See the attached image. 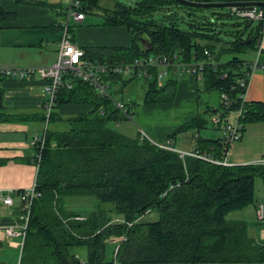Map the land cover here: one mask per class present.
<instances>
[{"label":"trees","instance_id":"16d2710c","mask_svg":"<svg viewBox=\"0 0 264 264\" xmlns=\"http://www.w3.org/2000/svg\"><path fill=\"white\" fill-rule=\"evenodd\" d=\"M81 1L87 9L85 12L100 7L99 0ZM181 7L188 10L187 29L179 28L172 19L177 13L171 10ZM195 9L199 8L174 0H133L129 5L115 1L114 7L103 10V25L127 28L132 35V46L99 47L107 57L98 58L90 57L84 47L85 56L91 60L127 63L140 57L179 52L191 61L196 54L204 58L202 52L207 49L212 54L208 61L214 63L208 62L201 74L205 88L216 89L220 95L226 93L229 97L226 110L220 101L217 108H209L208 112L211 116L221 115L222 123L216 124L221 130L230 111L242 107L238 121L243 131L254 118L264 119V102L244 101L242 94L246 89L239 77L245 78L249 66L237 55L252 51L261 39L262 24L244 21L245 27L236 33L214 32L210 27L211 32L208 26L212 22L208 17L196 16ZM163 10L169 12L167 21L155 16ZM226 16L234 17L231 12L219 13L221 19ZM12 17L0 4V30ZM235 26L240 24L237 22ZM140 32L153 41L152 50L140 44ZM223 33L231 39L222 37ZM226 54L232 58L224 59ZM152 71L154 75L144 90V100L151 103L170 98L175 86L174 69L169 68L162 87L156 82L158 70ZM4 79L5 75L0 74V83ZM70 79L72 87H61L48 121L44 107L31 113L8 110L2 102L0 87V121L34 120L41 126L40 136L45 142L35 178L41 196L31 209L20 264H77L82 256L76 250L78 246L85 248L88 264L103 263L109 261L104 252L106 240L119 239L122 234L126 240L117 245L119 262L264 264L263 240L251 234L248 220L234 216L235 211L247 205H254L257 210L258 202H263L256 198L254 185L257 176L264 181V165L221 164L191 153L181 156L176 149L154 143L141 132L130 134L113 127L111 124L132 118L117 106L116 99L104 96L87 81L72 76ZM72 102H91L94 106L87 113L70 116L58 112L61 104ZM122 104L125 111L133 113V101ZM210 120L199 113L172 131L169 138L190 129L195 140L190 151L222 161L230 146L225 145L223 136L206 138L200 134V130L209 127ZM76 195L95 197L87 216L67 207V198ZM150 211L157 214L154 219L146 217ZM114 215L122 217L117 220Z\"/></svg>","mask_w":264,"mask_h":264},{"label":"crops","instance_id":"0c3cea01","mask_svg":"<svg viewBox=\"0 0 264 264\" xmlns=\"http://www.w3.org/2000/svg\"><path fill=\"white\" fill-rule=\"evenodd\" d=\"M23 1L27 2L0 0L4 10L13 15L9 21L4 23L0 30V69L2 67L8 69H14L15 67L29 68V66L39 67L47 64L51 65L56 61V52H58L59 48L58 42L63 36L61 24L64 22L66 6L57 0L54 2L53 0ZM85 13H92V11ZM86 19L87 17H85L83 23ZM81 24H73L71 26L72 41L79 47L87 48L90 57H107L105 52L98 50L100 49L99 47L126 48L133 44L132 42L126 47L117 46V43L112 46L92 44L87 39L90 30L84 27L79 29V38L76 39L73 27ZM104 27L106 26L104 25ZM107 27L110 28V32L117 34H123V31L127 29L116 25ZM76 40L79 42H76ZM130 40L132 41L131 36ZM237 56L246 64L256 60L258 65H264V32L261 33V39L253 46L251 52L246 54L238 53ZM151 57H154V55ZM230 58H232L231 55H224V59L230 60ZM155 69L158 70L159 68ZM151 72L153 73V71ZM124 76L126 77L125 74L118 75L116 73L109 77L111 81L114 80L120 84ZM166 76L168 74H164L159 78L157 76L156 82L160 87L165 85ZM172 77L175 86L170 98L147 103L143 95L142 101L135 102L132 107V119L123 122L126 125L124 130L127 133L130 131L141 132L142 135H146L148 139L154 143L162 144V146L170 141L178 150H191L195 145V140L190 129L171 137V139L169 135L188 120L190 121L197 117L199 113L204 112L205 114L203 113V115L208 120L215 113L211 116L208 112V105L206 106L207 108L205 107L201 111L199 90L201 82L204 85L202 76H196L186 71L183 73L174 71ZM250 79L249 87L246 89V100L264 102V70L257 67ZM41 81L42 79L35 74L28 78H22L18 74L8 76L5 74V79L0 83V87L3 88V104L11 111L21 110V112L28 113L40 111L44 106V93ZM144 83L146 84L145 88H147L148 82ZM93 106L91 102H72L61 104L58 107V112L70 116L77 113H87V111L92 110ZM134 118L135 121L133 122ZM34 122V120L26 122L0 121V192L6 194L9 191L17 192L20 189H26L32 186L37 177V166L33 159L35 147L31 141L34 136L41 134L42 128ZM209 127L212 130L216 129V131L206 129L204 131L205 134H203L200 130V134L203 137H221V131L216 125L211 124ZM241 135L239 141L230 144L227 157L225 158L226 162L248 164L255 163L259 158H264V119L254 118L246 125ZM12 199H14L12 206L0 200V264L21 262V246L15 241L7 240L1 227L2 224L8 220L16 219L20 214L21 199L15 193L12 194ZM241 216L243 217V215ZM260 235L254 236L258 240H263ZM8 247L12 250H17V261L14 260L13 255L10 256L7 253Z\"/></svg>","mask_w":264,"mask_h":264},{"label":"built area","instance_id":"2783aa9c","mask_svg":"<svg viewBox=\"0 0 264 264\" xmlns=\"http://www.w3.org/2000/svg\"><path fill=\"white\" fill-rule=\"evenodd\" d=\"M69 4L64 11V22L61 24V29L63 30V36L59 39V48L58 52H56V61L51 65H43L39 67L29 66V68H20L15 67L14 69H8L6 67H2L0 69V74L15 75L18 74L22 78H28L29 76L35 74L38 75L42 79V91L44 95V110L45 114H47V121L50 115V111L55 104V97L59 93L62 86L72 87V81H70V77L80 79L82 81H87L90 85L94 86L100 93L104 96L111 98V95L108 90V86L104 83L103 79L105 77H109L113 74H127L132 73L133 75H141L142 73L146 74V77L150 79L153 77L152 69H158V78L167 74L169 72V68L172 67L174 71H180V73L188 72L194 75L201 76L203 75V70L208 60L211 59L212 54L207 50H203L204 58L199 57L198 54L194 55L191 61H187L182 57L179 52H171L168 55H154V57H142L140 59L135 60L134 62H118V61H107V60H91L90 58L85 56V49L77 46L72 41V33L71 26L74 24L83 23L86 15H85V6L84 1L81 0H68ZM231 10V14L234 17H238L244 21H255V23L262 24L263 32H264V8L263 7H253L250 11H238L234 8ZM209 63H214V60H211ZM249 66V70L245 73V78L242 76L239 77V81L242 85L245 86V89L249 87L251 81V75L253 71L258 67L264 70V65H258L256 60H252V62L247 64ZM226 73V72H225ZM225 73L222 74L221 77L225 76ZM246 91L242 94L244 101H246ZM221 101L225 110L227 109V105L229 104V97L226 93H221ZM117 106L123 110L128 116L132 118L133 114L125 111L122 108V102L116 101ZM243 108L241 107L239 110L234 111L236 114L232 120L226 118L223 122L221 131V136L224 138L225 145H230L231 143H235L241 139L242 134V124L238 121V116L242 113ZM231 112V111H230ZM222 117L220 114L215 113L210 122L212 125L221 124ZM31 143L35 147L33 151V159L36 163V166L39 164L41 160L40 150L44 147V139L43 136H34L32 138ZM163 147L168 149H176L179 151L181 156L186 155V153H191L194 156H202L205 160L211 162H218L221 164H228L226 159L224 158L222 161L212 157H209L203 153H198L190 150H178L173 146L172 142H167ZM227 157V156H226ZM256 162L264 165V158H259ZM255 162V163H256ZM41 191L38 190L36 182L34 180L32 186L26 189H20L17 192H0V200H2L5 204L13 205L14 199H12V194L15 193L19 199H21V205L19 207V215L14 220H8L4 224H2V228L4 230V237L8 240L13 238H19L21 242H17L18 245L23 247L24 244V236L27 234V225L28 221L31 218V209L34 206V202L41 196ZM257 218L262 222V238L264 241V201L258 202L257 208ZM122 240H126V237L122 235L119 236V242ZM117 247L115 248L114 258L99 264H166V263H124L119 262L116 257ZM80 256V255H79ZM86 259L80 256V260H78L77 264H88ZM21 262L17 263L20 264ZM96 264V263H94ZM192 264V263H190Z\"/></svg>","mask_w":264,"mask_h":264},{"label":"rangeland","instance_id":"374dc122","mask_svg":"<svg viewBox=\"0 0 264 264\" xmlns=\"http://www.w3.org/2000/svg\"><path fill=\"white\" fill-rule=\"evenodd\" d=\"M56 0H53V2ZM59 2H62L64 6H68L69 2L68 0H57ZM100 1V7L93 10L92 13H85L87 19L85 20V22L79 26H74L73 30L75 31V35H76V39L79 38V29L83 27L89 29V34H88V41L92 44H96V45H103V46H112L115 45L114 43H117V46H121V47H126L127 45L131 44L132 41L130 40V36L131 33L129 30H124L123 34H117V33H113L112 31L110 32V28L109 27H104L103 23H104V16L102 15L103 10L108 8L110 9L111 7H113L115 0H99ZM121 2L122 5H129L131 4V2H133V0H116ZM66 9V8H65ZM194 11L196 16L200 17V19H202L203 17H208L209 20L212 22L209 26H208V31L212 32V28L214 29V32H220V31H228L236 33L238 29H242L245 27V23L244 20H241L238 17H223L222 19L219 18V13L222 14L226 13V14H230L231 10L227 9V7H222L219 9H213V8H208V9H195ZM171 12H176L177 14H175L174 18H172L174 20V22L176 23V25L179 28H188V20H190L189 16L187 15L188 10L185 9L184 7H181L180 9H174L171 10ZM169 12H167V10H163L160 11L158 13L155 14V16L158 19H163L166 18L167 21V17H168ZM177 17V19H176ZM165 21V22H166ZM239 23L240 26L236 27L235 24ZM254 25H257V23H255V21H253ZM211 27V29H209ZM224 36V38L226 39H231L230 36L228 34H224L222 35V37ZM76 42H79L78 40H76ZM142 58V57H140ZM248 64V63H247ZM126 77H122V81L120 84H118V82L116 81H111L110 77H106L103 79L104 83L108 86V90L109 93L111 95L112 98L121 101L122 103H128V102H132L133 103H137L138 101H142V99L144 98V90H146V86H144L143 82H149L150 79H148L146 77V74L142 73L141 75H133L132 73H127L125 74ZM146 85V84H145ZM201 88L199 90V95H200V106H202L201 111H203V109H205V107H209L212 108V106H218L219 102L221 101V95L218 93V91H216V89H211V91H207L206 88L204 87L203 83L201 82L200 84ZM206 107V108H207ZM204 113V112H203ZM205 114V113H204ZM208 114V113H207ZM234 116H236L235 113L230 112L227 115V118H229L230 120H232L234 118ZM210 117V116H209ZM135 121V118L133 119V122ZM210 122V121H209ZM121 122L120 124L115 123L114 125L111 124V126L113 127H117L120 128V130H124V127H126V125ZM212 122L209 123V125H211ZM206 129H209V131L212 130V128L208 127V128H203V130H201L203 132V134H205L204 131H206ZM216 131V129H213ZM212 130V131H213ZM126 131V130H124ZM219 132V131H218ZM136 132H131L130 134H133ZM218 135V134H217ZM264 181L261 178V176H257L256 177V182L254 185V190H255V195L256 198L260 197L259 199H261L262 201H264V187H263ZM96 202V199L94 196H80V195H76V196H69L67 198V207L69 209H78L79 211H81V213L85 216H87L90 211L91 208L93 206V204ZM243 215V217L241 216ZM155 216H157V214L155 212H148L146 217H149L150 219H154ZM235 218H241V219H246L249 221V229L250 232L253 235H258L261 234L260 236H262V232H261V225L259 223V218H257V210L255 208L254 205H247L244 207L243 210L240 211H235L234 213ZM121 215H114V219H119L121 218ZM145 217V218H146ZM261 227V228H260ZM263 239V238H261ZM11 241H15V242H21L19 238H13L11 239ZM262 241V240H261ZM264 242V241H262ZM119 243V239L113 237V238H108L106 240L105 246H104V252H105V259L106 260H111L114 258L115 255V248ZM77 252H79L82 257H86L87 252L85 250L84 247L82 246H78V248L76 249ZM7 253L11 256H14V260L17 261L18 260V252L17 250H12L10 249V247H8L7 249ZM19 263V262H17ZM16 263V264H17Z\"/></svg>","mask_w":264,"mask_h":264},{"label":"water","instance_id":"95a60500","mask_svg":"<svg viewBox=\"0 0 264 264\" xmlns=\"http://www.w3.org/2000/svg\"><path fill=\"white\" fill-rule=\"evenodd\" d=\"M178 3L185 4L187 7H198L199 9H208V8H213V9H219L222 7H227V9L234 8L235 10L238 11H250L254 6L255 7H263L264 8V2H255L254 0L250 1H241L237 0L236 2H222V3H213V2H208V3H203L199 1H192V0H174ZM198 24V23H197ZM138 41L140 44L145 47L147 50H152L153 48V41L150 40L147 34L145 32H140L138 36Z\"/></svg>","mask_w":264,"mask_h":264}]
</instances>
